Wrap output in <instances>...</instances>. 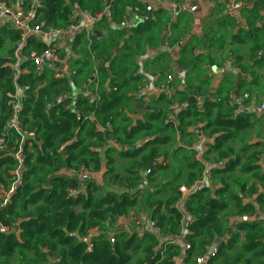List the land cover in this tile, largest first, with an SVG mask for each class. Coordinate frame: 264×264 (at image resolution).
I'll list each match as a JSON object with an SVG mask.
<instances>
[{
  "label": "trees",
  "instance_id": "1",
  "mask_svg": "<svg viewBox=\"0 0 264 264\" xmlns=\"http://www.w3.org/2000/svg\"><path fill=\"white\" fill-rule=\"evenodd\" d=\"M239 1L246 6L251 0ZM26 6L34 7L37 20L49 29H68L82 13L90 14L92 45L89 49L85 33L77 32L72 56L61 55L71 65L69 74L57 78L58 68L53 67L37 74L29 58L15 79L19 37L6 29L0 33V138L9 134L0 152V191L13 182L18 151L23 161L12 204L0 211L2 225L17 230L13 235L0 233V264H176L179 257L188 264L206 256L217 239L222 240L220 252L208 258V264H264V218L260 216L264 213V131L258 129L264 128V112L241 110V105L264 102V0L249 8L244 25L227 11L215 21L223 29L232 26L231 43L226 42L225 31H209L207 55L195 54L192 39L180 43L186 38V21L172 22L163 9L150 16L142 0H112L109 8L104 0H26ZM124 22L127 25L121 27ZM166 29L173 32L171 42L179 43L173 53L161 44ZM8 40L15 45L2 53ZM90 50L95 53L96 69ZM147 50L156 51L154 64L164 60L169 72L182 74L186 87L181 89L177 83L171 97L160 93L146 106L143 118L135 121V105L145 106L141 89L166 77L165 73L145 74L149 69L139 58ZM44 51L45 46L32 37L24 54ZM229 58L236 75L225 74L214 88L210 73ZM141 69L144 73L137 74ZM96 71L99 105L80 96L74 103L76 110L67 109L74 94L93 84ZM237 74L243 76L239 87ZM20 93L24 102L19 126L34 135L26 140L8 127L13 116L9 103ZM192 95L201 96L203 102L190 105ZM175 103L185 107L173 117L170 108ZM78 111L95 112L96 119L78 121ZM107 125L113 128L109 142L100 130ZM253 130L257 139L250 141L246 133ZM112 140L123 147L113 146ZM199 141L201 149L194 147ZM169 142H173V158L185 152L184 167L170 178L166 164L158 161L171 157L169 149H159ZM199 153L201 158L196 159ZM116 156L124 161L121 169L114 167ZM221 161L223 167L214 168ZM150 166L153 169L147 174ZM208 168L213 179H219V187L211 184L191 193L179 209L184 181L192 185ZM103 169V183L82 175ZM143 215L152 229L140 231L134 225L115 232L120 219L136 223ZM250 216L256 218L241 221ZM97 232L99 236L85 242ZM111 234L115 243L109 241Z\"/></svg>",
  "mask_w": 264,
  "mask_h": 264
},
{
  "label": "built area",
  "instance_id": "2",
  "mask_svg": "<svg viewBox=\"0 0 264 264\" xmlns=\"http://www.w3.org/2000/svg\"><path fill=\"white\" fill-rule=\"evenodd\" d=\"M108 1L109 0H104L106 5ZM216 1L220 3H227L228 6L230 7L231 12L234 14L237 13L239 10H241L244 5L239 0H216ZM148 2L152 3L154 6L159 5L165 8V10H167V12L170 15L174 16L177 14L178 6L176 2H170L169 0H148ZM109 7L107 6V8ZM81 16H83V14H81ZM97 18L100 19L101 15L97 16ZM140 19H143V17H141ZM84 21L80 19L78 23H76L75 25H71L70 28L65 30L49 29L46 28L44 21L37 20L35 8L32 6L27 7L26 0H9L8 2L0 0V33L3 29H6L8 31L17 33L19 37L15 47L14 67L17 69L14 74L15 79L18 77V75H20L19 74L20 65L25 63L29 58L33 61V65L36 68L37 74H41L47 67L58 68V72H56L55 75V77L57 78L62 77L64 74H69L71 65L67 59L61 58L63 51L62 50L60 51L59 48L54 45L53 40L56 39L57 41L58 40L57 38H60L62 33L67 32L66 30L72 33L74 37L77 32H83L85 33L88 42V47L90 49L92 45L91 33L93 32L94 20L90 22L89 21L84 22ZM126 23L127 22L122 23L121 27H125L127 25ZM167 36L171 38L173 37V32L171 29L167 31ZM32 37L36 38L38 41H40V43H42L45 46V51L41 55H38L36 52H31L29 56H26L24 54V51L27 49L28 41ZM178 45L179 43L170 42L169 45H166L167 51L173 53L178 48ZM63 50H65L70 57L72 56L73 49L68 48ZM90 53L96 69L97 63L95 61V53L91 52V50ZM142 72H143L142 69L138 70L137 74H141ZM146 72H145L146 75L154 76V74H152L151 72L149 71ZM165 76L166 77L163 81L161 80L157 83L146 85L141 89L139 94H141V96L143 95V102L145 103L143 109H145L146 106L150 105L153 102V100L157 98L158 95H160V93L162 92H165L167 95H169V97H171V95H173V92L175 90L174 86L177 85V83L179 84V86L181 85L183 88L185 79L182 74H178L173 71H170ZM99 82H100L99 75L98 72L96 71L93 79V84L90 87L80 91L79 93L74 94L71 98V101L67 109H72L75 111L76 109L74 108V103L77 101V98L80 96L90 99L92 103H95L98 106L99 101L101 100V95L99 92V85H100ZM21 92H23V89H21ZM192 96L194 97L196 103L201 104L203 102V98L201 96H195V95ZM230 97L231 99H234L235 94L231 95ZM247 98L248 95H244L242 97V99L245 100ZM23 102L24 99L21 93L12 96V100L10 101L9 104L12 105L13 116L8 124L9 125L8 127L16 131L21 136L22 140H26L33 138L34 135L32 133H28L21 126H19L18 118H19L20 108ZM183 107H185V104H180V103L173 104L170 108L171 115L173 117L176 116ZM243 108L247 112H253V110L255 109L256 112H264V102L260 105H256L255 102H253L248 107H243ZM95 119H96L95 112L88 113L86 115H84L81 111L77 112L78 121L81 122L86 120L93 121ZM100 130L105 135L106 141L109 142L111 140V135L113 134V128L111 127V125L101 127ZM8 138H9V134L4 135L0 138V152L4 150L5 148L4 146ZM200 143L201 141L198 142V144ZM111 144L115 147H123L115 140H112ZM139 144L140 143L137 142L136 146ZM14 158L18 162V166L14 171V178L12 184L7 189H1L0 191V211L3 208L12 204V195H14L15 187L20 182L21 179L20 171L23 167L22 152L18 151L14 155ZM195 158L200 159L201 158L200 153L197 154ZM158 161L163 162V158L162 157L159 158ZM224 163H225L224 161H221L215 164L214 168L216 166L223 167ZM68 173L72 174L71 171H68ZM82 175L83 177H93L94 175H96V173L91 174L88 171H84ZM212 180H213V173L211 168H208L205 170L203 175L199 179H197L192 185L182 186L180 189L181 198L177 204V207L181 209L184 205L186 197L191 193L201 192L207 189L208 187H211ZM74 193L75 192H72V194ZM260 216L264 218V213H260ZM147 220L148 218L146 215H143L141 219L138 220L136 223H133L131 219H120L118 224L116 225V229L124 227L125 228L124 230H130V228H132L134 225L143 229L147 224ZM0 227L5 230H9L2 225L1 218H0ZM182 235H185V231L182 232ZM109 241L111 243H115V239L112 234L109 236ZM221 242H222L221 239H219V243L215 242V244L211 246V248L209 249L206 256L198 258L196 262L198 264H208V258L218 256L220 252ZM184 244L186 250L191 249L190 244L186 243L185 241ZM92 249H93V245L90 244L88 251L91 252ZM175 262L176 264H178L179 258H177Z\"/></svg>",
  "mask_w": 264,
  "mask_h": 264
},
{
  "label": "crops",
  "instance_id": "3",
  "mask_svg": "<svg viewBox=\"0 0 264 264\" xmlns=\"http://www.w3.org/2000/svg\"><path fill=\"white\" fill-rule=\"evenodd\" d=\"M169 1L178 3L177 6L179 7V12H177V14L174 16L170 15L167 12V10H165V8H163L159 5L154 6L152 3L148 2V0H142V3H144V5L147 7L148 11H149V8H152V11L149 12V15L151 14V16H153V17H155V15H153L154 11L157 12L158 10L163 9L166 12V14L171 17L172 22H176L177 19H180V21L181 20L186 21L188 23V28L186 30L187 33H183L186 37L185 38L186 41L188 39H192L193 43L196 45V51H195L196 55H202V54L207 55V53H208V39H207L206 35H207V33H209V31H212V30H213V32L225 31L226 36L228 37L226 42L228 44L231 43V36L233 33L232 26H229V27H226L225 29H223L220 26L221 24L218 25L215 21L221 20L224 16L227 15V12H229L232 14V16H229L230 18L233 17V18L237 19V21L239 23L242 22L243 25L246 24V18L245 17H249V8L257 0H251L250 2H253V4L246 9H243V7H245V5H243V7H242L243 10L241 9L235 14L231 12L230 7L228 6L227 3L214 2L211 0H177V1L169 0ZM82 14H83V16H81L82 21L85 20V21L90 22L93 20V17L90 14H88V13H82ZM167 15H165V16H167ZM261 16L264 17V10H262ZM263 21H264V19H263ZM132 22L134 24V23H136V20L133 19ZM242 23H240V24L242 25ZM240 28H243V26ZM237 29H239V28L236 27L235 31H237ZM66 31L67 32L62 33L60 38H57L58 39L57 41H56V39L53 40L54 45L56 47H58L60 51L62 50L63 52L65 51L63 49H68V48L73 49L72 47H73L74 35L72 33H70L68 30H66ZM167 31H169V29H166V32L163 34V36L165 34H167ZM171 39H172L171 37L167 36L166 44L163 45L166 50H167L166 45H169V43L171 42ZM165 49L163 48V50H165ZM247 52H248V50L246 48L243 49V51H242L245 60H247V56H248ZM155 55H156L155 50H147V53L145 54V56L139 58V62L142 64V62H143L142 60L144 59L143 64L146 65V67L149 69L148 70L149 72H151L152 74H154L156 76L161 75L163 73H165V75H166L169 72L168 68L171 69V67L169 65V61H168L169 66L166 65L167 63L164 62V60L159 61L158 63L154 64L153 62H154L155 57H156ZM173 61H176V60L173 59ZM173 64H174V62H173ZM141 67H143V65H141ZM216 69H217V73H214V71L212 73H210L211 85L214 88H216L219 85V83L221 82V80L223 79L225 74L233 73V75L234 74L236 75V70H233V67H232L231 58H229L227 63L223 64L221 68H216ZM238 76H239V74H237V78H238ZM179 87L182 89L181 85ZM183 87L185 88L186 86L184 85ZM241 110H244L242 105H241ZM253 112L257 113V114L263 113V112H256V109L253 110ZM144 114H143V116H144ZM136 115H137V113L133 116V118ZM143 116H142V118H143ZM135 121H137V120H135ZM260 128L263 129V131H264V128L262 125L261 126L259 125L258 129H260ZM256 133L257 132L255 130H253L250 133H246V135L248 136L250 141H252V140L254 141L255 139H257ZM201 135H199L200 138H201ZM173 145L176 146L177 143H174ZM201 145L198 143H195L194 147H196L197 149H198V147H200V149H201V147H202ZM189 147H190V145L187 146V148H189ZM184 153L185 152H183V151L179 152L178 154H176L175 158H173L174 156L172 154V147H171L169 155L171 156L172 161L178 160V161H180L181 164H183L182 166H184V161H182ZM115 159H118V157L116 156ZM263 162H264V159H263ZM103 164L105 165V160H103ZM105 168H106V165H105ZM188 171H189V169L186 170V172H188ZM94 176H96V175H94ZM100 181H101L100 183H103L104 180L101 179ZM214 187L218 188L219 184L215 185ZM258 216H259V211H258ZM255 218H256L255 216L244 217V218H241V221L254 220ZM145 229L146 230L152 229L151 223L148 220H147V224L145 226ZM234 229H235L234 231H236V228H234ZM140 231H142V228H140ZM178 264H187V263L185 262V260H183V258L179 257ZM188 264H198V263L195 260H191Z\"/></svg>",
  "mask_w": 264,
  "mask_h": 264
},
{
  "label": "rangeland",
  "instance_id": "4",
  "mask_svg": "<svg viewBox=\"0 0 264 264\" xmlns=\"http://www.w3.org/2000/svg\"><path fill=\"white\" fill-rule=\"evenodd\" d=\"M6 2H8V0ZM179 41L182 44H184L186 42L185 39L184 40L183 39H180ZM14 45H15L14 43L11 44V41L8 40L6 42V45H5L4 50L2 51V53H6L9 50V48H12ZM247 55H248V52H247ZM214 69H216V68H214ZM214 69H213V71L215 72ZM247 139H249V138L247 137ZM172 143L173 142H171V143L169 142V145L168 144H165V145L159 146V149L161 151H163V152L164 151L166 152L169 149V152H170V148L172 146ZM115 160H116V162L114 164V167L121 169L122 163L124 161H122V159H120L119 157H118V159H115ZM163 163L166 164V167H167V172L166 173L169 174V178H170L171 175L176 174L178 172V170H180V167H184V166H182L183 164H181L180 161H178V160L172 161V158L171 157H169V159H167L166 161L163 160ZM103 175H104V169L96 174L95 177H96L98 183H100L101 182L100 180L103 179ZM160 177H161V175H159V179H160ZM187 181H188V179L184 181V183L182 184V186H187V183H186ZM218 184H221L220 181H219V179L216 178V179H213L212 180V186L218 185ZM139 197H142V195H140Z\"/></svg>",
  "mask_w": 264,
  "mask_h": 264
},
{
  "label": "water",
  "instance_id": "5",
  "mask_svg": "<svg viewBox=\"0 0 264 264\" xmlns=\"http://www.w3.org/2000/svg\"><path fill=\"white\" fill-rule=\"evenodd\" d=\"M252 4H253V2H250L247 6L243 7V9H246V8L250 7ZM110 5H111V0H109V1L107 2V6L109 7ZM243 9H242V10H243ZM151 11H152V8H149V12H151ZM177 12H179V7H177ZM150 16H151V14H150ZM94 34H95L96 36H98V37L100 36L99 33H98L97 31H95ZM166 38H167V34H165V35L162 37V40H161V44H162V45H165V44H166ZM118 52H119V51H116L117 54H118ZM214 68H216V67H214ZM214 68H213V69H214ZM214 70H215L214 73H217V69H214ZM242 80H243V77H242L241 75H239L238 78H237V87L240 86ZM189 104H190V105H191V104H196V101H195V99H194L193 96L190 97V99H189ZM135 106H136V109H137V115L134 117V119H135V120H139V119L142 118L143 114H144L146 111H145V110H144V109H143L138 103H137ZM198 132H199V131H198ZM145 143H146V141L143 142V144H145ZM152 169H153V167L150 166L149 169L147 170V174H149V173L152 171ZM146 177H147V176H145L144 178H146ZM85 190H86L85 187H83L82 192H84ZM124 229H125L124 227L117 228V229H115V232H120V231H123ZM16 232H17L16 229H13V230H5V229H3V228L0 227V233H4V234H7V235H13V234H15ZM95 236H99V234H98V233H93V234H91L85 242L88 243V242H89L93 237H95ZM216 242L219 243V239H217ZM53 263H54V262H52V264H53Z\"/></svg>",
  "mask_w": 264,
  "mask_h": 264
}]
</instances>
